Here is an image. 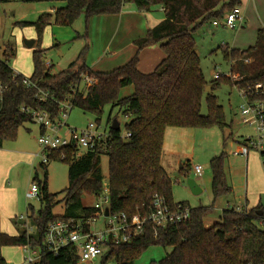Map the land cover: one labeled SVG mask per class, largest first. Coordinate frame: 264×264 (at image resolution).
<instances>
[{"label": "trees", "instance_id": "obj_1", "mask_svg": "<svg viewBox=\"0 0 264 264\" xmlns=\"http://www.w3.org/2000/svg\"><path fill=\"white\" fill-rule=\"evenodd\" d=\"M65 2L64 7L53 13H42L38 20L30 23L37 31L38 42L53 21L61 26H72L81 15L86 19L95 15H117L126 3L134 4L139 11L161 6L164 18L149 28L143 37L134 41L135 54L124 65L109 71L91 69L80 60L71 63L68 69L52 73L51 65L44 67L45 48L32 53L33 72L30 76L16 73L11 66L15 52L4 51L0 59V147L6 140H15L19 128L28 121L34 122L32 110L48 111L51 118L59 116L61 104L70 101L74 107L93 113L100 122L104 107L118 108L129 121L125 124L123 137L121 128L109 127L110 137L106 152L90 150L78 156L77 148L66 147L48 153L51 160L68 165V186L64 197L58 199L51 193L48 173L44 180L34 179L39 186L40 209L29 205L30 219L36 232L28 235L24 228L18 235H9L0 230L2 246L22 247L30 241L40 244L46 226L58 219L82 220L85 231L91 225L86 221L97 219L102 214L94 205H85L84 198L99 199L104 188L102 156L108 157L107 206L112 214L139 215L147 217L152 212V201L157 194L172 208L181 205L189 208L190 216L177 224L158 228L150 222L127 243L109 242L105 260L114 259L116 264H135L142 254L152 246L172 248L159 264H264V208L238 211L225 209L219 220L207 226L205 220L213 211L214 202L230 195L225 168L226 152L210 161L212 171V205L191 207L188 202H175L173 181L163 166V149L168 128H212L219 127L223 133L227 127L223 106L214 91L222 83L243 86L264 80V28L258 30L256 42L248 49L220 46L226 61H236L232 69L233 79L221 78L207 82L201 60L196 52L195 32L207 21L220 20L237 6L241 0H49ZM19 25H28L25 22ZM41 45V44H40ZM159 45L165 53L164 59L154 71L146 73L139 69L140 52L146 47ZM250 59V62H246ZM95 82L86 90H79L83 76ZM36 83L49 93L46 102L36 98V88L24 83L25 78ZM133 86L134 92L121 97V89ZM211 91L207 92V87ZM205 96L208 112L202 113ZM53 98V99H52ZM111 121V118H109ZM232 137L229 133L224 142ZM46 168L45 164H41ZM189 163H184L180 172L187 176ZM64 202L62 215L53 209ZM262 211V214L258 212ZM79 257L74 247H66L58 256L45 255L40 264H78Z\"/></svg>", "mask_w": 264, "mask_h": 264}, {"label": "rangeland", "instance_id": "obj_2", "mask_svg": "<svg viewBox=\"0 0 264 264\" xmlns=\"http://www.w3.org/2000/svg\"><path fill=\"white\" fill-rule=\"evenodd\" d=\"M65 5V2L49 0H0V59L4 51L13 50L15 56L11 61V66L16 71L30 76L33 72V50L41 47L46 48L44 60L46 66L50 63L49 69L52 73L66 70L71 63L78 60H84L89 67L97 64L94 69L109 71L124 65L134 55L130 54L131 39L146 34L149 28L154 27L162 17L164 18L161 6H153L148 11H139L134 4L126 3L122 10L123 17H117V21L112 26L105 23L104 19H99L97 15L87 20L83 14L72 26H61L53 21L46 27L40 45L37 40V31L30 23L37 21L42 13H53V7H64ZM241 6L246 16L245 27L234 29L223 26L215 27L212 21H207L195 32L196 52L200 57L207 82L215 79L214 74L217 70L224 73L230 70L228 61L224 59L222 50L219 49L220 46L228 44L230 47L241 50L248 49L255 44L259 27L264 28V0H242ZM20 22L28 25H19ZM28 40H35L32 47L27 46L26 41ZM111 43L114 46L122 43L123 48L117 55L112 54V49H106ZM163 54L165 56L164 52ZM153 57L155 54L144 55L142 62ZM113 63L114 65L111 66ZM141 69L149 73L155 68L149 70L144 64ZM81 87L82 90H86L84 82ZM133 92L134 87L127 86L121 89L120 96L126 97ZM214 93L217 95L218 102L223 106L226 122L231 127H227L224 133L219 127L195 129L171 127L167 135V150L169 151V147L174 148L184 158L180 162L169 160L167 162L164 157V166L173 181L174 198L177 201L188 202L191 207H196L213 204L210 161L213 157L226 152L225 168L233 193L230 196H222L214 202L213 211L206 218L205 223L218 219L223 210L228 207L243 211L242 208L246 206V203L253 207L261 203L264 208L262 156L256 151H252L248 158L232 154L238 142L250 132L240 114L243 98L236 86L226 83H222ZM207 112L208 106L204 96L202 113L206 115ZM96 119L95 114L74 107L66 121L68 128L84 129L90 123H94L99 124L102 130H106L116 119L120 123L122 134H125L124 126L129 121V118L118 108L112 110L110 105L104 107L100 122ZM172 130H184L189 133L173 134ZM229 133L233 136L224 142V137ZM39 135V123L28 121L19 128L15 140L4 141L0 148V230L3 233L18 235L20 230L15 223L16 216L26 215L29 205H32L35 210L40 209L38 198L26 199V191L37 177L39 180H44L47 172L49 191L59 194V200L64 197L63 191L68 186V165L62 161L51 160L46 164V168H43L41 165L43 154H41V147L38 143ZM178 135L182 136L178 137ZM184 163L190 164L187 176L180 172ZM196 165L203 167L201 174L195 173ZM101 167L106 185L108 184V157L106 155L102 156ZM188 178L203 184L204 191L195 195L187 184ZM83 201L85 205H94L97 198L87 196ZM64 212V202L60 201L53 209V213L62 215ZM106 222L107 219L101 214L91 228L93 231L101 230ZM171 250L172 248L152 246L135 264H159L160 260ZM1 254L7 262L12 264H22L25 255L19 246H2ZM103 256L93 261L79 260L78 264H116L114 259L103 262Z\"/></svg>", "mask_w": 264, "mask_h": 264}, {"label": "built area", "instance_id": "obj_3", "mask_svg": "<svg viewBox=\"0 0 264 264\" xmlns=\"http://www.w3.org/2000/svg\"><path fill=\"white\" fill-rule=\"evenodd\" d=\"M243 12L240 6L235 7L230 12L226 13L221 19L228 28H236L239 23L243 22ZM218 24V20H215ZM246 59V62H250ZM236 61H228L230 70L224 73L217 70L214 74L216 80L221 78L233 79L235 73L232 69ZM219 67V66H218ZM217 67V68H218ZM17 73V72H16ZM82 82L87 89L91 86L95 79L86 75L83 76ZM81 83L78 84V89L82 90ZM24 83L29 87L36 88V98L39 101L46 102L51 100L49 93L41 90L36 83H33L25 78ZM239 90L243 103L240 106V114L244 124L250 129V132L238 142V146L232 151V154L238 156H249L250 152H258L264 162V80L255 83H248L243 86H236ZM4 90L0 84V94ZM53 99V98H52ZM73 104L66 101L61 104V111L58 117L52 119L48 111L32 110L34 122L40 125V135L38 143L43 154V164L51 161L48 153L57 151L66 147L77 148L78 156L83 155L90 150H102L106 152L108 148V139L110 137L109 129L102 130L99 124L90 123L84 129L68 128L67 118ZM130 134H123V137H128ZM196 173L203 172V167L197 165ZM39 186L32 183L31 187L26 191V199H39ZM108 184L104 185L103 191L94 204L99 208L102 215L107 219L105 227L98 231H85L82 220L75 219H58L49 223L43 234V239L40 244L29 242L22 246L25 255L22 259V264H40L45 255L52 254L58 256L66 247H74L81 261H93L98 257L105 255L109 242L127 243L134 236L139 234L146 222H150L155 231L158 228L166 227L167 225L177 224L189 218V208H184L178 205L172 208L167 204L162 196L155 195L152 201V212L147 217L139 215L129 217L126 214L105 215V209L108 207L109 201ZM20 222L23 223V228L28 235L36 232V226L32 223L30 215L21 214L18 216ZM96 222V219H89L87 224ZM0 264H12L5 260L1 254L0 248Z\"/></svg>", "mask_w": 264, "mask_h": 264}, {"label": "crops", "instance_id": "obj_4", "mask_svg": "<svg viewBox=\"0 0 264 264\" xmlns=\"http://www.w3.org/2000/svg\"><path fill=\"white\" fill-rule=\"evenodd\" d=\"M254 1V0H253ZM241 3H242V0H241ZM241 8H242V6H240ZM56 8H59V7H53V12L55 11V9ZM162 8V7H161ZM123 10V9H122ZM163 10V9H162ZM123 13L121 12L120 14H117V16L116 15H97V17H99V19H104V22L105 23H107L109 26L111 25L112 26V24L113 23H115L117 20V17H123ZM243 22H241V23H239V25H238V28H240V27H245V24H246V16H244V14H243ZM92 19H93V17H92ZM162 19H163V17H162ZM161 19V20H162ZM160 20V21H161ZM159 21V22H160ZM215 22V20H212V24H213V26H215V27H219V26H223V27H227L225 24H224V22L220 19V20H218V24H215L214 23ZM52 24V23H51ZM50 24V25H51ZM228 28V27H227ZM260 29H261V27H259ZM259 30V29H258ZM258 34V33H257ZM145 34H143V35H139V36H137V37H135V38H133V39H131V42L129 43V46H130V49H131V53L130 54H135V52H136V49H137V47H136V45H135V43H134V41L136 40V39H138V38H140V37H143ZM226 45V44H225ZM228 45V44H227ZM159 47V45H153V46H150V47H146L145 49H143L141 52H140V61H139V64H138V67H139V69L142 71V69L141 68H143V65L145 64L146 65V67L149 69V70H152V69H154V68H156L157 66H158V64L164 59V54H163V50L161 49H159L158 48ZM122 48H123V45H122V43H119V44H116L115 46H114V44L113 43H111L110 44V46H108L106 49L107 50H109V49H112V54L114 55H117L118 53H119V51L120 50H122ZM231 48H235V47H231ZM46 49V48H45ZM238 49V48H237ZM155 54V57H153V58H151L150 60H148V61H145V62H142V60H143V56L144 55H147V54ZM132 55H130V56H132ZM129 58V57H128ZM131 58V57H130ZM101 61V60H100ZM80 63H85L86 64V62L83 60V61H80ZM48 65H50V63L48 64ZM97 64H94L93 66H91L90 68L91 69H93V70H97V71H103V69H94L95 67L94 66H96ZM114 65V63L111 65V66H113ZM13 68V67H12ZM14 69V68H13ZM15 70V69H14ZM15 72H17V73H21V72H18V71H16L15 70ZM23 74V73H22ZM24 75V74H23ZM26 76V75H25ZM169 129L170 128H168L167 129V131H166V134H165V142H164V149H163V166H164V161H165V159H164V157L166 158V161L167 162H169V161H181V160H183V158H184V156H182V155H180L179 154V152L176 150V149H174V148H170L169 147V151L167 150L168 148H167V146H166V143H167V135H168V132H169ZM171 133H173V134H187V133H189V132H186V131H184V130H172L171 131ZM179 136H182V135H178V137ZM233 136V135H232ZM3 144H4V142H3ZM3 144L1 145V147L3 146ZM0 147V148H1ZM252 152H250V154H251ZM249 154V155H250ZM249 156H247V158H248ZM169 160V161H168ZM197 166V165H196ZM195 166V167H196ZM194 167V168H195ZM164 168H165V170H166V172L168 173V170L166 169V167L164 166ZM195 173H196V170H195ZM201 174V173H200ZM168 175H169V173H168ZM169 177H170V175H169ZM171 178V177H170ZM172 179V178H171ZM177 181H179V179H177ZM198 184H199V186H200V188H201V192H203L204 191V189H203V184H201L200 182H198ZM211 184H212V179H211ZM233 193V191L231 192V194ZM230 194V195H231ZM195 195H197V194H195ZM230 195H228V196H230ZM235 195V194H234ZM212 198H213V194H212ZM174 200H175V202H180V201H177L175 198H174ZM212 203H213V200H212ZM211 203V204H212ZM259 204H261V203H259ZM258 204V205H259ZM257 205V206H258ZM257 206H255V207H253V206H249L247 203H246V206L244 207V208H242V209H247V210H249V209H252V208H256ZM197 207V206H196ZM228 208H231V207H228ZM228 208H226V209H228ZM234 208V207H233ZM236 208V207H235ZM225 210V209H224ZM223 210V211H224ZM28 213L30 214V212L28 211ZM222 215V214H221ZM220 215V216H221ZM220 216H219V218H220ZM219 218L218 219H213V220H210V223H206V225L207 226H211V225H213L217 220H219ZM206 222V221H205ZM15 223H16V225H18V227H19V229H22L23 228V223L22 222H20L19 221V219H18V217L16 216V221H15ZM105 256V255H104ZM103 256V260H105L104 257ZM104 262H106V260L104 261Z\"/></svg>", "mask_w": 264, "mask_h": 264}, {"label": "water", "instance_id": "obj_5", "mask_svg": "<svg viewBox=\"0 0 264 264\" xmlns=\"http://www.w3.org/2000/svg\"><path fill=\"white\" fill-rule=\"evenodd\" d=\"M34 43H35V40H28V41H26V44H27V46H29V47H32V46L34 45ZM44 67H46V65H45ZM210 91H211V86H208V87H207V92H210ZM111 128H112L113 130H119V129H120V123H119L116 119H114L113 122H112ZM187 184H188V186L190 187L191 191H192L194 194H199V193H201L202 190H201L199 184L197 183V181H196L195 179L188 178V179H187ZM109 212H110V209H109V207H107V208L105 209V215H106V216L109 215ZM258 213H259V214H262L263 212L260 211V212H258ZM104 257H106V256H104ZM104 259H105V258H104ZM104 261H105V260H103V262H104Z\"/></svg>", "mask_w": 264, "mask_h": 264}]
</instances>
